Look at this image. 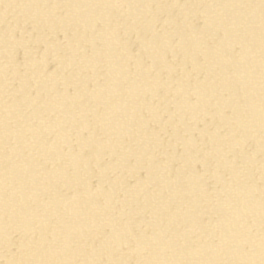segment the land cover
I'll use <instances>...</instances> for the list:
<instances>
[{
	"label": "bare ground",
	"instance_id": "1",
	"mask_svg": "<svg viewBox=\"0 0 264 264\" xmlns=\"http://www.w3.org/2000/svg\"><path fill=\"white\" fill-rule=\"evenodd\" d=\"M0 264H264V0H0Z\"/></svg>",
	"mask_w": 264,
	"mask_h": 264
}]
</instances>
